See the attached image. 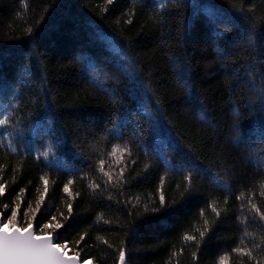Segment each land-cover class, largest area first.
Wrapping results in <instances>:
<instances>
[{
  "label": "trees",
  "instance_id": "1",
  "mask_svg": "<svg viewBox=\"0 0 264 264\" xmlns=\"http://www.w3.org/2000/svg\"><path fill=\"white\" fill-rule=\"evenodd\" d=\"M0 108V212L81 264H264V0H0Z\"/></svg>",
  "mask_w": 264,
  "mask_h": 264
},
{
  "label": "snow or ice",
  "instance_id": "2",
  "mask_svg": "<svg viewBox=\"0 0 264 264\" xmlns=\"http://www.w3.org/2000/svg\"><path fill=\"white\" fill-rule=\"evenodd\" d=\"M110 4L113 0H107ZM131 21H129L130 23ZM218 35H223V33H218ZM12 112L6 109L0 108V128L10 127L13 131H4L3 136L0 138H6L10 135H17L23 138L22 132H15V129L18 127V124H12L10 121V117ZM143 129H141V132ZM143 138V137H142ZM13 151L16 149L13 148ZM52 151L51 149L44 150L41 152V157L44 160L49 158V153ZM122 157L124 154L131 155V149L128 145L121 146L119 144L113 146L109 156H116L117 153ZM150 154V153H149ZM55 155V153H53ZM164 159H168L167 156ZM134 163V161H133ZM105 161L101 159L98 164L99 171L108 179V183L113 182V176L109 172L104 170ZM120 176H123V168L120 170ZM41 181L44 185V194L48 192L49 180L47 176H41ZM72 181L69 180L65 185L63 191L67 193L69 196H72V192L70 191V185ZM90 187L98 188L99 185L93 184ZM261 187L264 188V184H261ZM6 185L4 183H0V196L5 194ZM264 196V192L261 193ZM23 189L21 190L18 199L22 198ZM239 199L243 200V195L239 197ZM43 202V194L41 195L40 200H38L36 208L31 209V216H29L28 212L24 213V216L27 218L24 222L25 226H20L18 224V213L20 204L17 203L15 208L11 210L10 215H5L0 212V264H81L78 253H74L69 256V246L67 243H61L58 240V236L55 233L64 227L62 223L57 220L56 216H52L51 220L48 223L43 224L42 227H39L38 232H34L33 222L36 218V212L39 211L40 205ZM226 202V201H225ZM160 203L164 205V196L161 194ZM250 210L255 213L256 216L259 217L261 221H264V212H261L260 208L256 206L255 203H252L251 199H249ZM68 210V216L64 217L65 220L71 218L72 213V205L69 203L66 205ZM4 208L7 209L8 205H4ZM213 212H216L217 216H219V212L213 207ZM63 216V214H61ZM204 232H200L201 238L204 236ZM245 236H250L251 234L245 231ZM83 239V236L80 237ZM186 241H192L196 238L192 235H186L184 237ZM106 243V242H105ZM243 243V241H241ZM79 244V241H77ZM254 248H259V244H254ZM233 251L238 253L241 256H247L250 260L255 259L253 257L252 249H248L247 247H237ZM195 258V254H194ZM227 257H221L220 264H225ZM119 261L120 264H124L125 261V251L123 249L119 252ZM83 264H92V260L85 259ZM242 264V262H241ZM257 264H260L257 261Z\"/></svg>",
  "mask_w": 264,
  "mask_h": 264
},
{
  "label": "rangeland",
  "instance_id": "3",
  "mask_svg": "<svg viewBox=\"0 0 264 264\" xmlns=\"http://www.w3.org/2000/svg\"><path fill=\"white\" fill-rule=\"evenodd\" d=\"M108 43L110 45V51H112L116 61H118L122 65L123 69L130 76L131 80H135V75H134L133 71L129 68V66H127L122 54L110 42H108ZM136 93H140L138 84H135L134 89H133V94H136ZM140 103H141V101H140ZM142 104H143V107H144V103H142Z\"/></svg>",
  "mask_w": 264,
  "mask_h": 264
},
{
  "label": "water",
  "instance_id": "4",
  "mask_svg": "<svg viewBox=\"0 0 264 264\" xmlns=\"http://www.w3.org/2000/svg\"><path fill=\"white\" fill-rule=\"evenodd\" d=\"M119 264H120V261H119ZM124 264H126L125 261H124Z\"/></svg>",
  "mask_w": 264,
  "mask_h": 264
}]
</instances>
